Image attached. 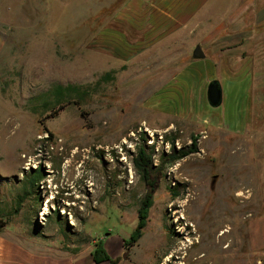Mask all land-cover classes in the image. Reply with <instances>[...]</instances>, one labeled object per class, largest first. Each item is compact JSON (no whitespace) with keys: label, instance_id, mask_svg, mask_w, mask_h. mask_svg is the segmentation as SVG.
<instances>
[{"label":"rangeland","instance_id":"1","mask_svg":"<svg viewBox=\"0 0 264 264\" xmlns=\"http://www.w3.org/2000/svg\"><path fill=\"white\" fill-rule=\"evenodd\" d=\"M240 2L0 0L1 233L61 264H98L100 242L117 264H264V59L253 45L251 64L218 57L260 39L230 33ZM247 65L211 107L210 82ZM193 138L197 153L168 160ZM141 147L162 176L127 246Z\"/></svg>","mask_w":264,"mask_h":264},{"label":"crops","instance_id":"2","mask_svg":"<svg viewBox=\"0 0 264 264\" xmlns=\"http://www.w3.org/2000/svg\"><path fill=\"white\" fill-rule=\"evenodd\" d=\"M204 0H197V6L195 9V13L199 10V8L203 5ZM251 15L249 19L245 17L246 14ZM231 30L230 33H235L238 31L236 30V24H239L242 27V30L246 27H251L254 25V30H259V42L258 38H255L250 34L249 40L250 44L247 43V37L240 39H235L232 43L228 39V49L225 54L220 53L218 57H226L228 58L229 62H246L247 64L254 60L255 55L250 54V48L247 46L253 45L254 48L259 47V51L255 52V54L260 55V59H264V0H241L239 3L237 10L234 13V16L231 18ZM238 22V23H237ZM238 25V26H239ZM237 26V28H238ZM229 33V34H230ZM231 35V34H230ZM234 36V34H233ZM238 36V35H235ZM241 36V35H240ZM254 37V38H253ZM252 38V39H250ZM256 42V43H255ZM256 44V45H255ZM221 59V58H220ZM220 61V60H219ZM222 62L225 61L223 58ZM226 61V62H228ZM251 64V63H250ZM209 68L214 71L217 75V71L215 70L214 65H209ZM250 67L247 65L245 68L238 70L233 67H224L222 69L220 75V82L227 83L228 80H232L235 78H239L240 73L244 70H249ZM241 78V76H240ZM223 101L226 99L225 90L223 84ZM230 86V85H229ZM228 91V90H227ZM228 96L230 92H227ZM241 93L237 94L240 96ZM0 264H61L60 258L54 255H51L48 252H43V250L38 251L37 248H28L22 246L21 244L13 241L12 239L4 236L0 233Z\"/></svg>","mask_w":264,"mask_h":264},{"label":"trees","instance_id":"3","mask_svg":"<svg viewBox=\"0 0 264 264\" xmlns=\"http://www.w3.org/2000/svg\"><path fill=\"white\" fill-rule=\"evenodd\" d=\"M64 89L62 86H57L56 95L62 96ZM199 148L197 146L196 138H193L192 145L188 148L182 149L179 152H176L174 148L172 154L169 156L168 160L170 162H175L190 156L191 154L197 153ZM135 166L141 175V179L147 185V194L145 198L142 200L141 207L139 209V222L138 225L131 235V238L126 242L127 246H133L137 243L143 236V231L148 223L149 211L153 205L154 195L159 186V181L162 176V172L158 170V172L154 173L153 171V158L150 153L143 147L139 149L137 157L134 159ZM7 223L5 221L0 220V233L6 227ZM93 259L96 263L102 264L108 262V264H117L118 260H113L110 258L109 254L104 249L103 242H100L97 245L96 250L93 253Z\"/></svg>","mask_w":264,"mask_h":264},{"label":"water","instance_id":"4","mask_svg":"<svg viewBox=\"0 0 264 264\" xmlns=\"http://www.w3.org/2000/svg\"><path fill=\"white\" fill-rule=\"evenodd\" d=\"M193 56L195 59H204L206 54L201 46H197L194 50ZM208 103L213 108H218L223 103V88L219 80L210 82L207 89ZM126 257V255H125Z\"/></svg>","mask_w":264,"mask_h":264},{"label":"bare ground","instance_id":"5","mask_svg":"<svg viewBox=\"0 0 264 264\" xmlns=\"http://www.w3.org/2000/svg\"><path fill=\"white\" fill-rule=\"evenodd\" d=\"M239 196H241V195H239ZM205 205V204H204ZM202 204L201 205H198L197 206V208H196V211L199 213V215H200V212H201V210H202ZM218 209V208H217ZM199 220V219H198ZM226 230V229H225ZM224 233H226V232H223V234ZM181 234H183V232L181 233ZM183 246V244L182 243H178L177 245H175V248H177L178 249V247H182ZM178 252V251H177ZM172 255V254H171ZM170 255V257H172V259H174L175 258V256H171ZM204 258V257H203ZM201 260V259H200ZM170 261V260H169Z\"/></svg>","mask_w":264,"mask_h":264}]
</instances>
